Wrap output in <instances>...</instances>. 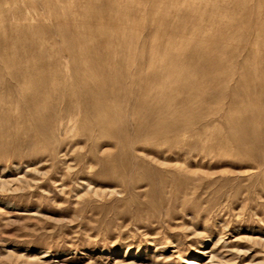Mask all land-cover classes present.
<instances>
[{"label":"rangeland","instance_id":"374dc122","mask_svg":"<svg viewBox=\"0 0 264 264\" xmlns=\"http://www.w3.org/2000/svg\"><path fill=\"white\" fill-rule=\"evenodd\" d=\"M262 24L264 0H0V264H264V114L233 95L264 84Z\"/></svg>","mask_w":264,"mask_h":264},{"label":"bare ground","instance_id":"6f19581e","mask_svg":"<svg viewBox=\"0 0 264 264\" xmlns=\"http://www.w3.org/2000/svg\"><path fill=\"white\" fill-rule=\"evenodd\" d=\"M67 1V0H66ZM158 1V0H157ZM206 1V0H205ZM222 2H223V0H222ZM238 2V1H237ZM239 2H240V0H239ZM48 3V2H47ZM113 3V2H112ZM217 3H218V1H217ZM122 4V3H121ZM72 5V4H71ZM161 5V4H160ZM200 5V4H199ZM227 5V4H226ZM246 5V4H245ZM213 6V5H212ZM233 6V5H232ZM93 7V6H92ZM217 7V6H216ZM159 8V7H158ZM167 8H168V6H167ZM183 8V7H182ZM233 8V7H232ZM238 8V7H237ZM256 9V8H255ZM95 10V9H94ZM129 10H130V8H129ZM160 10V9H159ZM204 10V9H203ZM28 11V10H27ZM166 11V10H165ZM185 11V10H184ZM227 11V10H226ZM120 12V11H119ZM167 12V11H166ZM186 12V11H185ZM189 12H191V11H188V13ZM130 13V12H129ZM153 13V12H152ZM156 13V12H155ZM174 13V12H173ZM182 13V12H181ZM216 13H218V12H216ZM22 14V13H21ZM71 14V13H70ZM87 14V13H86ZM183 14V13H182ZM233 14V13H232ZM254 14H256V13H254ZM168 15V14H167ZM170 15V14H169ZM216 15H218V14H216ZM221 15V14H220ZM263 15V14H262ZM184 16V15H183ZM182 16V17H183ZM240 16V15H239ZM24 17V16H23ZM74 17V16H73ZM79 17V16H78ZM162 17V16H161ZM185 17V16H184ZM121 18V17H120ZM124 18V17H123ZM165 18V17H164ZM170 18V17H169ZM186 18V17H185ZM216 18V17H215ZM223 18V17H222ZM27 19V18H26ZM132 19V18H131ZM213 19H214V17H213ZM217 19V18H216ZM124 20H125V18H124ZM130 20V19H129ZM176 20V19H175ZM198 20V19H197ZM219 20V19H218ZM120 21H122V19L120 20ZM119 21V19H118V22H120ZM213 21H216V20H213ZM221 21V20H220ZM142 22V21H141ZM172 22V21H171ZM178 22V21H177ZM203 22V21H202ZM217 22V21H216ZM125 23V22H124ZM116 24H117V22H116ZM210 24V23H209ZM15 25V24H14ZM31 25V24H30ZM120 25H123L122 23L120 24ZM119 25V26H120ZM143 25V24H142ZM38 26V25H37ZM157 26H159V25H157ZM204 26V25H203ZM202 26V27H203ZM214 26V25H213ZM14 27V26H13ZM122 27V26H121ZM120 27V28H121ZM192 27V26H191ZM207 27H209V26H207ZM32 28V27H31ZM38 28V27H37ZM95 27H93V29H94ZM193 28V27H192ZM213 28V27H212ZM16 29V28H15ZM40 29V28H39ZM122 29V28H121ZM207 29V28H206ZM205 29V30H206ZM19 30V29H18ZM173 30V29H172ZM216 30V29H215ZM38 31V30H37ZM180 31H182V30H180ZM236 31V30H235ZM36 32V31H35ZM252 32L254 33V34H256L257 35V37L259 36V34L261 33V32H264V25L262 24V25H259V26H257V27H254V29L252 28ZM233 34V33H232ZM58 35V34H57ZM89 36V35H88ZM264 36V35H263ZM17 37V36H16ZM140 37V36H139ZM165 37V36H164ZM262 37V36H261ZM23 38V37H22ZM26 39V38H25ZM160 39V38H159ZM254 40V39H253ZM168 42H169V40H168ZM171 42H173V41H171ZM170 42V43H171ZM176 42V41H175ZM264 39L262 38L260 41H259V46H263L264 45ZM255 43V42H254ZM256 44V43H255ZM170 45H172V44H170ZM22 46V45H21ZM37 46V45H36ZM168 46H169V44H168ZM185 46V45H184ZM256 46V45H255ZM187 47V46H186ZM236 47V46H235ZM132 48V47H131ZM169 48V47H168ZM220 48H221V51L222 50H226V49H228V46H226V45H221L220 46ZM259 48V47H258ZM166 49H167V47H166ZM171 49V48H170ZM202 49V48H201ZM233 49V48H232ZM231 49V50H232ZM176 50V49H175ZM264 50V49H263ZM82 51V50H81ZM150 51V50H149ZM208 51V50H207ZM233 52V51H232ZM237 52V51H236ZM140 53V52H139ZM229 53V52H228ZM231 53V52H230ZM229 53V54H230ZM252 53H253V51H252ZM262 53H264V52H262ZM194 54H196V52L194 53L193 52V55L192 56H194ZM223 54H226V53H223ZM228 54V55H229ZM83 55V54H82ZM187 55H188V53H187ZM215 55V54H214ZM252 55V54H251ZM255 55H256V53H255ZM191 56V57H192ZM234 56H235V54H234ZM263 56V55H262ZM233 57V56H232ZM252 57V56H251ZM4 58H6V57H4ZM215 58H216V56H215ZM236 58V57H235ZM256 58V57H255ZM263 58H264V56H263ZM191 59V58H190ZM227 59V58H226ZM249 59H251V58H249ZM254 59V58H253ZM230 60V59H229ZM245 60V59H244ZM244 60H243V62H244ZM221 61V60H220ZM246 61V60H245ZM247 61H248V59H247ZM253 61V60H252ZM261 61V60H260ZM216 62H217V60H215V59H213V58H209V57H205V72H203L202 73V75H203V77L205 78V80H207L208 81V87L209 88H214L215 86H213V84H214V81H216L217 79H221L223 76H224V74H226V70H224V69H221L220 67H214V64H216ZM227 62V61H226ZM249 62V61H248ZM263 62V61H262ZM225 63V62H224ZM223 63V64H224ZM250 63V62H249ZM243 64V63H242ZM245 64H246V62H245ZM261 64V63H260ZM264 64V63H263ZM88 66V64H86V63H79V66H77L76 68H74L71 72H72V74H73V77L76 79H78L77 81L79 82V84L81 85V88H80V90L81 91H83L84 93H87V94H92L91 92H90V90H89V86L86 84V79L88 78V75L86 74V73H84L83 75H82V71L83 70H85V68ZM132 66V65H131ZM232 66V65H231ZM246 66H248V65H246ZM252 66V65H251ZM89 68L91 67L90 65L88 66ZM254 67V66H253ZM252 67V68H253ZM73 68V67H72ZM92 68V67H91ZM245 68V67H244ZM251 68V67H250ZM258 68V67H257ZM77 69V70H76ZM87 69V68H86ZM232 69V68H231ZM34 69H31V74L32 75H34L33 76V78L35 77H37V75L35 74V71H33ZM253 70V69H252ZM263 70V69H262ZM78 71L80 72L81 71V73H79L80 75H82V76H80L79 74H78ZM87 70H85V72H86ZM258 71V70H257ZM168 73V72H167ZM253 73H256L255 72V70H253ZM261 74H262V72H260ZM258 75V74H257ZM241 76V75H240ZM244 77V76H243ZM246 78V77H245ZM245 78H243L244 80H241V81H238L237 83H236V85H235V88H234V93H233V95L235 96V97H239L242 101L244 100V101H250V102H254L255 103V109L253 110V112L251 111V113H258V114H260V115H263L264 114V84L263 85H259V86H256L255 84L253 85H250L249 83H245ZM251 79V78H250ZM247 80V79H246ZM195 82V81H194ZM257 82V81H256ZM87 86V87H86ZM89 87V88H88ZM179 87L177 86V87H171V89H173L175 92H177V93H179V89H178ZM192 90V89H191ZM218 91H219V89H218ZM7 92H9V89L7 88ZM190 95H192L193 94V91L192 92H188ZM189 94H187V95H189ZM202 94H204L205 95V90L203 91L202 90ZM224 93L220 90L219 92H218V96H221V95H223ZM38 95V94H37ZM189 95V96H190ZM7 96L8 97H10V96H12V93H11V91L7 94ZM263 98V99H262ZM31 102H30V104H29V107H28V110L30 111L31 110V114H33V115H35L36 116V119H35V122H36V124L37 125H41L43 122H44V120L42 119V118H39V109L37 108V107H33V108H31L30 107V105L32 104V106H33V99L32 100H30ZM80 101V100H79ZM233 108L238 112V114H243L242 112H243V108L241 107V106H239V105H237V102L235 101L234 103H233ZM252 115V114H251ZM250 119L249 118H247V119H244L242 122H240V123H236V125L234 126L236 129H238L241 133H242V135H243V137L245 138V139H247V138H249L251 141H252V139H253V134H252V132L250 131V129L248 128V121H249ZM43 129V128H42Z\"/></svg>","mask_w":264,"mask_h":264}]
</instances>
